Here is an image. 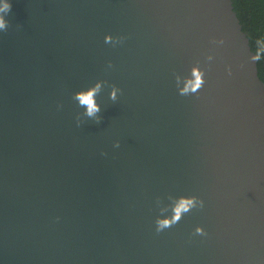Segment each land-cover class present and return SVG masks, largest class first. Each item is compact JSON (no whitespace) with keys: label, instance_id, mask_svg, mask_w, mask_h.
Listing matches in <instances>:
<instances>
[{"label":"water","instance_id":"1","mask_svg":"<svg viewBox=\"0 0 264 264\" xmlns=\"http://www.w3.org/2000/svg\"><path fill=\"white\" fill-rule=\"evenodd\" d=\"M5 3L0 264H264V80L233 0Z\"/></svg>","mask_w":264,"mask_h":264},{"label":"clouds","instance_id":"2","mask_svg":"<svg viewBox=\"0 0 264 264\" xmlns=\"http://www.w3.org/2000/svg\"><path fill=\"white\" fill-rule=\"evenodd\" d=\"M11 5L5 3L3 8H0V12L10 10ZM6 27V21L3 16L0 15V29ZM111 37H108L107 41H110ZM260 59L259 53L253 55L252 60L258 62ZM193 77L194 79H190L184 89H182L181 94L187 93L189 90L195 92L197 91L203 84V76L199 69H193ZM100 85L97 84L95 88L89 89L87 91H82L77 93L76 99L79 100L81 106H86L87 115L94 116L97 112H99V106L96 102L95 96L97 91L99 90ZM112 98L115 99V91L112 93ZM195 198L182 197L175 205L173 212L174 214L169 218L158 219L157 220V231H160L166 227H170L172 224L177 223L183 213L188 212L194 205ZM197 233H203L202 228H197Z\"/></svg>","mask_w":264,"mask_h":264},{"label":"trees","instance_id":"3","mask_svg":"<svg viewBox=\"0 0 264 264\" xmlns=\"http://www.w3.org/2000/svg\"><path fill=\"white\" fill-rule=\"evenodd\" d=\"M233 3L253 50L260 55L259 74L264 80V0H233Z\"/></svg>","mask_w":264,"mask_h":264}]
</instances>
